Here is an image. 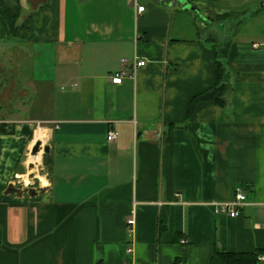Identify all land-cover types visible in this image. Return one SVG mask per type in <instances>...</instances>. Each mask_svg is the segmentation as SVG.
I'll return each instance as SVG.
<instances>
[{
	"label": "crops",
	"instance_id": "crops-1",
	"mask_svg": "<svg viewBox=\"0 0 264 264\" xmlns=\"http://www.w3.org/2000/svg\"><path fill=\"white\" fill-rule=\"evenodd\" d=\"M226 1L0 0L27 30L8 35L0 16V264H209L216 249L264 250V5ZM218 59L225 104L189 112ZM38 128L47 180L31 194L13 176L27 174ZM238 188L240 213H216Z\"/></svg>",
	"mask_w": 264,
	"mask_h": 264
},
{
	"label": "trees",
	"instance_id": "trees-1",
	"mask_svg": "<svg viewBox=\"0 0 264 264\" xmlns=\"http://www.w3.org/2000/svg\"><path fill=\"white\" fill-rule=\"evenodd\" d=\"M20 13V8L17 5H8L5 2L0 6V16L2 17L6 31L8 35H18L23 33V36L27 34V30H20V27H17L16 20ZM24 31V32H23ZM226 47L223 49L224 54L226 53ZM229 81L228 75L225 71V67L221 60H217L216 63V82L215 84L197 94L192 99L190 104V111H192L196 102L200 100H213L219 105H224L226 102V95L229 91ZM2 131H6L4 126H2ZM45 162L47 158L45 157ZM258 252H230L226 250L216 249L212 255L209 264H259L257 261L259 253Z\"/></svg>",
	"mask_w": 264,
	"mask_h": 264
},
{
	"label": "built area",
	"instance_id": "built-area-1",
	"mask_svg": "<svg viewBox=\"0 0 264 264\" xmlns=\"http://www.w3.org/2000/svg\"><path fill=\"white\" fill-rule=\"evenodd\" d=\"M144 6H140L138 8V11L142 12L144 11ZM127 63L126 60H123L122 64ZM146 65V60L141 59L139 57H135L134 59V63H133V67L137 68L140 66H145ZM128 74L127 70H125L123 67L115 72L114 74H111V78L112 81L114 83H121L122 79L124 76H126ZM117 137V134L114 130H110L108 132L107 135V139L108 141H115ZM27 175V178H24ZM22 174V173H15L13 176V182L18 185V186H24V187H29L33 184L32 182V178H30L29 174ZM36 177V176H35ZM247 203V195L245 194L244 190L242 188H238L236 190V194L233 200L231 201H226V202H221V203H217L215 205V212L216 213H225V214H229L230 216L234 217L237 216L240 213L241 208ZM128 223L130 225H134L135 223V219L134 217L129 218ZM133 251L132 248L128 249V252L131 254ZM258 263L259 264H264V251H262L261 253H259L258 255ZM124 264H132V261L129 258H126Z\"/></svg>",
	"mask_w": 264,
	"mask_h": 264
},
{
	"label": "rangeland",
	"instance_id": "rangeland-1",
	"mask_svg": "<svg viewBox=\"0 0 264 264\" xmlns=\"http://www.w3.org/2000/svg\"><path fill=\"white\" fill-rule=\"evenodd\" d=\"M225 1L226 0H224L225 5H229V3L227 1L226 2ZM249 1H252L253 2V4H251V6L253 7L254 11L257 10V9H259L261 5H264V0H249ZM208 17H209V15H208ZM214 19L212 18V21L213 22L215 21ZM212 34H214V33H212ZM47 137H48V133H47ZM40 141L42 142V146H41L40 151H39V152H41V161H40L39 164H37V166H35L34 164H31L30 166H28L29 169H28L27 174H29L30 175V178H32L31 180H32L33 184L31 186L25 187V188L38 189L41 186V184L43 186L44 183L47 180L46 179L45 160H44L45 159V156H46V152L44 151V148L46 146H48L47 138H46V140L44 142L42 140H40ZM30 155H32V153H30ZM30 155H29V157H30ZM30 169H31V171H30ZM25 178L28 179L27 175L25 176ZM40 178H41V181L42 182L40 181ZM22 187H24V186H22ZM257 261H258V259H257Z\"/></svg>",
	"mask_w": 264,
	"mask_h": 264
},
{
	"label": "bare ground",
	"instance_id": "bare-ground-1",
	"mask_svg": "<svg viewBox=\"0 0 264 264\" xmlns=\"http://www.w3.org/2000/svg\"><path fill=\"white\" fill-rule=\"evenodd\" d=\"M36 137L38 140H42L44 142L46 140V130L43 128H38L36 131ZM40 161H41V152L37 153L36 155H30V157L28 159V162L30 164H34L35 166H37V164H39ZM30 171H31V169H30Z\"/></svg>",
	"mask_w": 264,
	"mask_h": 264
},
{
	"label": "water",
	"instance_id": "water-1",
	"mask_svg": "<svg viewBox=\"0 0 264 264\" xmlns=\"http://www.w3.org/2000/svg\"><path fill=\"white\" fill-rule=\"evenodd\" d=\"M41 146H42V142H41L40 140H37V141L35 142V144H34L32 150H31L32 155H36V154L40 151ZM44 151H45L46 153L49 152V147L46 146V147L44 148ZM36 191H37L36 189H33V188L30 189V193H31V194H35Z\"/></svg>",
	"mask_w": 264,
	"mask_h": 264
}]
</instances>
